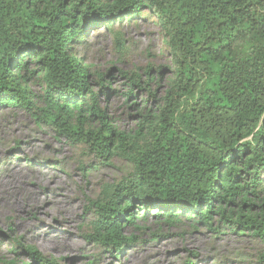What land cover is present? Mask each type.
Listing matches in <instances>:
<instances>
[{"label": "trees", "instance_id": "1", "mask_svg": "<svg viewBox=\"0 0 264 264\" xmlns=\"http://www.w3.org/2000/svg\"><path fill=\"white\" fill-rule=\"evenodd\" d=\"M142 12L160 28L170 60L146 69L145 85L120 72L130 81L127 99L133 88L147 94L132 137L108 122L71 48L88 31ZM29 82L41 84L42 121L98 158L118 157L132 168L90 203L88 241L120 259L135 240L125 227L152 206L168 212L169 223L176 209L210 228L213 216L229 219L240 204L248 212L240 206L230 223L245 224L264 246V0H0V107L34 110ZM161 82L157 99L151 84ZM93 83L102 88L104 76ZM91 119L99 128L81 129ZM25 253L34 264H57L34 248Z\"/></svg>", "mask_w": 264, "mask_h": 264}, {"label": "rangeland", "instance_id": "2", "mask_svg": "<svg viewBox=\"0 0 264 264\" xmlns=\"http://www.w3.org/2000/svg\"><path fill=\"white\" fill-rule=\"evenodd\" d=\"M100 27L75 42L71 52L87 69L90 88L98 95V106L111 126L135 137L138 108L147 94L133 88L127 99V77L137 74L145 85V70L167 66L170 54L148 12L130 21H113L108 29ZM114 34L120 35L118 43ZM99 75L104 76L102 88L93 83ZM164 87L163 82L151 84L157 99L163 96ZM28 88L34 110L0 107V264H34L25 253L27 248L57 264H263V244L244 229L245 224L235 228L229 221H235L240 204L231 208L229 219L213 216L210 228L176 209L169 223L168 212L158 206L141 218V208L135 205L134 213L140 216L134 226L124 229L135 240L120 259L88 241L95 214L90 203L98 199L104 186L128 179L132 168L118 157L98 158L86 146L59 133L55 125L42 121L38 111L45 108L41 84L29 82ZM156 104L149 99L147 107L154 110ZM69 123L76 125V118ZM99 126L91 119L81 129ZM260 193L264 196V188ZM241 208L243 214L248 212V207Z\"/></svg>", "mask_w": 264, "mask_h": 264}]
</instances>
